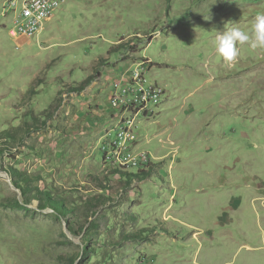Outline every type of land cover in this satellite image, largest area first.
Here are the masks:
<instances>
[{"label":"rangeland","instance_id":"374dc122","mask_svg":"<svg viewBox=\"0 0 264 264\" xmlns=\"http://www.w3.org/2000/svg\"><path fill=\"white\" fill-rule=\"evenodd\" d=\"M5 4L0 264H264V49L216 51L264 0H64L32 38Z\"/></svg>","mask_w":264,"mask_h":264},{"label":"built area","instance_id":"2783aa9c","mask_svg":"<svg viewBox=\"0 0 264 264\" xmlns=\"http://www.w3.org/2000/svg\"><path fill=\"white\" fill-rule=\"evenodd\" d=\"M63 3L64 0H32L28 2V13H21L20 18L12 23L9 33L14 37L32 38L38 36L45 29L46 23L52 20L56 12L62 7ZM11 4L12 2L8 0L7 12L10 11ZM159 91L152 88V90H148V94L152 96L154 93L161 92ZM124 160H129V156ZM135 161L137 164L148 161L147 153H141L140 159Z\"/></svg>","mask_w":264,"mask_h":264},{"label":"clouds","instance_id":"9594fccd","mask_svg":"<svg viewBox=\"0 0 264 264\" xmlns=\"http://www.w3.org/2000/svg\"><path fill=\"white\" fill-rule=\"evenodd\" d=\"M244 44H249L253 49H264V13L255 17L250 32L232 27L216 37V51L227 63L237 59L240 54L238 46Z\"/></svg>","mask_w":264,"mask_h":264},{"label":"bare ground","instance_id":"6f19581e","mask_svg":"<svg viewBox=\"0 0 264 264\" xmlns=\"http://www.w3.org/2000/svg\"><path fill=\"white\" fill-rule=\"evenodd\" d=\"M11 2H12V4H11V7H10V9H13L14 10V12H15V15H14V19H13V21H17L19 18H20V16H21V13H28V2H30V1H32V0H10ZM5 8H8V0H6V4H5ZM119 92V91H118ZM120 95V94H119ZM153 95V94H152ZM158 95H159V93H154V96H156V97H158ZM161 95V94H160ZM154 99V98H153ZM152 99V100H153ZM143 103V102H142ZM158 103V102H157ZM144 104V103H143ZM145 104H146V102H145ZM143 106V105H142ZM152 106V105H151ZM139 107V106H138ZM141 107V106H140ZM146 107V106H145ZM135 108V107H134ZM150 108V107H149ZM136 109H137V107H136ZM140 109V108H139ZM146 110H148V109H146ZM128 111V110H127ZM133 111V110H132ZM143 113V112H142ZM139 115V114H138ZM133 121V120H132ZM128 122V121H127ZM125 125V124H124ZM130 125V124H129ZM123 129V128H122ZM127 130H128V128H127ZM133 130V129H132ZM129 131V130H128ZM134 131V130H133ZM125 132H126V130H125ZM132 132V131H131ZM131 136V135H130ZM120 137L122 138V137H124V133L123 134H120ZM127 153V152H126ZM128 153H129V151H128ZM134 154V153H133ZM132 154V152L129 154V155H127V156H129V160H124L125 158H123L122 159V161H121V164L123 165V166H126V165H136V166H139V164H141V163H139V164H137L136 163V161L135 160H139L140 159V155H133ZM126 155V154H125ZM124 156V155H123ZM118 162V161H117Z\"/></svg>","mask_w":264,"mask_h":264},{"label":"trees","instance_id":"16d2710c","mask_svg":"<svg viewBox=\"0 0 264 264\" xmlns=\"http://www.w3.org/2000/svg\"><path fill=\"white\" fill-rule=\"evenodd\" d=\"M82 88V87H81ZM23 179L21 180V183H19V186H24V189L27 190L26 193L28 192V189H30L31 185V177H29V175L25 174L24 177H22ZM43 196L45 197V203L43 204V206H50L51 208H53L55 211H57L58 213H61L62 215L66 213V211H68V209L66 208L65 204H64V199L59 198H53L52 195L50 193H44ZM40 200H42L43 198L39 197Z\"/></svg>","mask_w":264,"mask_h":264}]
</instances>
